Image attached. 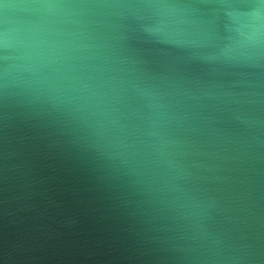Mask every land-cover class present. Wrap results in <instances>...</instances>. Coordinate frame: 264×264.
I'll return each mask as SVG.
<instances>
[{
  "label": "water",
  "instance_id": "obj_1",
  "mask_svg": "<svg viewBox=\"0 0 264 264\" xmlns=\"http://www.w3.org/2000/svg\"><path fill=\"white\" fill-rule=\"evenodd\" d=\"M0 264H264V0H0Z\"/></svg>",
  "mask_w": 264,
  "mask_h": 264
}]
</instances>
